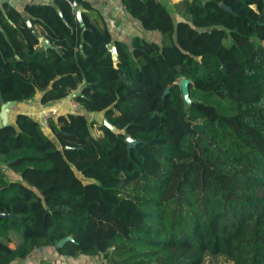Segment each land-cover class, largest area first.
Listing matches in <instances>:
<instances>
[{
	"label": "trees",
	"instance_id": "obj_1",
	"mask_svg": "<svg viewBox=\"0 0 264 264\" xmlns=\"http://www.w3.org/2000/svg\"><path fill=\"white\" fill-rule=\"evenodd\" d=\"M120 1L161 41L115 39L87 0L82 24L68 0L0 4V105L74 92L114 126L61 112L50 135L18 111L0 127V264L42 246L95 264H264V0H178L177 20L163 0Z\"/></svg>",
	"mask_w": 264,
	"mask_h": 264
},
{
	"label": "crops",
	"instance_id": "obj_2",
	"mask_svg": "<svg viewBox=\"0 0 264 264\" xmlns=\"http://www.w3.org/2000/svg\"><path fill=\"white\" fill-rule=\"evenodd\" d=\"M4 1L22 12L27 3H51L53 0H0V4ZM87 1L104 16L108 28L115 39L130 43L133 36L139 35L157 42L161 41V33L157 32V30L145 29L136 18L130 15L120 0ZM166 1H168V4H165L173 11L174 18L176 20L181 18L182 16L174 11L175 8L173 6L178 0ZM64 259H67L66 263L70 262V264H95L98 262L97 256L85 254L75 257L62 256L57 254L54 246H42L33 250L28 257L16 259L10 264H64Z\"/></svg>",
	"mask_w": 264,
	"mask_h": 264
},
{
	"label": "rangeland",
	"instance_id": "obj_3",
	"mask_svg": "<svg viewBox=\"0 0 264 264\" xmlns=\"http://www.w3.org/2000/svg\"><path fill=\"white\" fill-rule=\"evenodd\" d=\"M165 3L168 4V1L164 0ZM153 31V30H152ZM159 32V31H157ZM74 93V92H72ZM39 93H37L34 97L31 99L21 101V102H12L10 103L4 113H3V120H6L8 122H12L14 120V116L18 111H25L29 113L31 116L39 120V122L42 124L44 130L51 135L50 130L47 126V119L51 115H55L57 113H66V112H82L85 113L88 120L93 122H101L104 120L103 112L102 111H87L85 108L79 106L77 103L74 104L75 100L71 95H68L62 99L59 100H53L47 103H41L39 100ZM230 110H226V112H229ZM92 131L94 134H97V128L96 126H93ZM7 176L12 178H18V174L14 173L12 170L7 169ZM67 259H64V264H70V262L66 263ZM204 264H232L230 261H227L223 256H213L208 255L204 261Z\"/></svg>",
	"mask_w": 264,
	"mask_h": 264
},
{
	"label": "water",
	"instance_id": "obj_4",
	"mask_svg": "<svg viewBox=\"0 0 264 264\" xmlns=\"http://www.w3.org/2000/svg\"><path fill=\"white\" fill-rule=\"evenodd\" d=\"M68 1H69V2L71 3V5L73 6V12H74V14H75L77 20L82 24L81 13H82V11L84 10V7H83L82 5H78V4L76 3V0H68ZM222 4H223V3H222ZM223 5L226 7V9H228V10L231 9L229 6H227V5H225V4H223ZM58 12L61 13L60 10H58ZM25 20H26L28 23H30L29 20H28V17H25ZM82 27H83V25H82ZM40 44H41V45H44L45 47H47V46L55 47V46L50 42V40H49L46 36H43V37L40 38ZM108 48H109L110 51L112 52V58L114 59V65H116V58H117L116 47H115L113 44H108ZM188 83H189V79L186 78V77H184V78H182V79L180 80L181 92H182V94H183L185 100H187V101L189 100ZM69 95H71V96L73 97L74 93H71V94H69ZM12 102H16V101L8 100V101H4V102H2L1 105H0V127H2L4 124L9 123L8 121L3 120L2 117H3V113H4L5 109H6V107H7L10 103H12ZM103 121H104V123H105L108 127H110L111 129H114V126H113L111 123H109L107 119L104 118ZM127 142H128V144H132V143L135 142V140H134L133 138H131V137H128V138H127ZM71 238H72L71 236H65V237L61 238L60 240H58L57 243H56V245H57V246H60V245H62L66 240L71 239Z\"/></svg>",
	"mask_w": 264,
	"mask_h": 264
},
{
	"label": "built area",
	"instance_id": "obj_5",
	"mask_svg": "<svg viewBox=\"0 0 264 264\" xmlns=\"http://www.w3.org/2000/svg\"><path fill=\"white\" fill-rule=\"evenodd\" d=\"M35 28L37 29L38 32H40L42 30L41 26H39V25H35ZM43 36L44 35H40V38L43 37ZM74 102H75L74 104L76 105L77 102L76 101H74Z\"/></svg>",
	"mask_w": 264,
	"mask_h": 264
}]
</instances>
